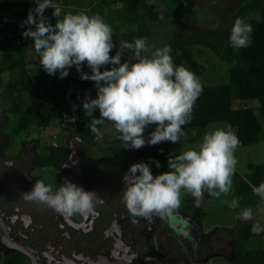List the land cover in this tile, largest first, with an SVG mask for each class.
Returning <instances> with one entry per match:
<instances>
[{"label":"clouds","instance_id":"clouds-1","mask_svg":"<svg viewBox=\"0 0 264 264\" xmlns=\"http://www.w3.org/2000/svg\"><path fill=\"white\" fill-rule=\"evenodd\" d=\"M47 8L54 9L55 25L44 15ZM59 17L61 8L52 0H36V7L29 10L23 22L27 28L22 36L34 40L39 63L49 75L59 71L60 78H64L70 67L75 65L80 71L81 65L87 62L91 74L81 72L80 78L94 81L97 88L96 98H86L83 102L85 115L91 117L87 125L91 131L100 137L102 133L97 125L111 122L124 147L140 149L146 143L143 135L146 126L154 124L148 144L178 142L183 136L182 126L190 121L194 103L203 88L187 67L174 66L170 46L152 51L145 39L138 38L134 44H124L134 49V60L122 62L120 51L110 55L116 48L112 29L99 15L89 17L68 12L62 19ZM252 31L250 23L236 18L229 37L233 48L249 46ZM104 65L112 67L101 71ZM97 110L99 117L94 115ZM238 145L239 139L232 131L215 128L204 134L198 150L189 148L174 157L170 155V170L166 172L154 176L147 163L132 164L123 176L122 200L126 209L134 217L151 221L154 215L165 218L179 209L181 189L197 201L205 191L217 198L229 193L237 163L234 150ZM253 191L264 200V182ZM22 195L25 200L45 204L65 215L90 212L94 203L100 202L97 192L85 191L67 178L55 192L51 185L36 180L33 189ZM224 203L235 209L238 199ZM252 218L250 207L242 209L241 221ZM251 230L259 234L262 228L257 222Z\"/></svg>","mask_w":264,"mask_h":264},{"label":"trees","instance_id":"trees-1","mask_svg":"<svg viewBox=\"0 0 264 264\" xmlns=\"http://www.w3.org/2000/svg\"><path fill=\"white\" fill-rule=\"evenodd\" d=\"M86 1L90 3L88 10L77 7L81 3L78 0H52V3L61 8V17L57 19H62L68 12L84 13L89 17L99 14L111 27L113 43L116 45L134 44L138 38L146 39L149 29L148 21L171 18L190 10L200 0H117L120 5L108 10L103 7L106 0ZM214 2L216 4L212 7L216 9V15L220 17V21L222 20L221 25L215 28L193 30L189 33L177 32L172 36L169 45L174 66L187 67L198 77L203 88L194 103L190 121L182 126L183 136L186 135L187 142L194 143L196 137L205 134L202 132L211 123H221L219 125L222 128L226 125L233 130L239 139V145L260 142L264 140V131L259 118L264 117V0H217ZM205 5L210 7L208 1ZM35 7L36 0H0V33L2 35L0 54L7 55V59L0 60V72L13 71L12 84L17 91H22L30 83L22 50L34 40L22 36V32L27 28L23 22L27 19L29 10ZM221 10H223L222 13ZM53 11L54 9L47 8L44 15L49 23L55 25L56 17L52 15ZM225 13L229 18L227 25H224ZM238 17L250 23L253 31L249 46L234 49L229 37L232 25ZM192 45L207 47L226 64L227 78L224 82L207 84L203 81L201 77L204 67L192 56ZM128 50L134 56V49ZM115 53L116 49L113 48L110 55ZM111 67L112 65H104L100 70L104 71ZM86 73L91 74L88 65ZM82 86L96 88L94 81H78L69 75L60 78V74H55L50 85L38 86L40 94L31 103L27 102L23 95H16L15 99L8 100L7 111L16 115V121L12 127L13 133L21 134L31 126L42 129L50 122L68 115L74 120L76 137L81 140L92 139L95 133L87 126L91 123V117L85 115L83 102L86 98L93 97L75 88ZM254 110L258 113L255 114ZM94 115L99 117V111L97 110ZM189 134L190 136H187ZM6 139L7 137L0 143V152L8 147ZM150 150L153 151L152 156L148 152ZM66 152L67 148L60 145L49 147L45 154H35L32 165L55 167ZM136 154L137 157H141V161L149 165L150 169L158 168L164 172L168 170L169 157H166L163 149L147 146L138 150ZM155 156L160 157L166 164L161 163L163 166L159 167L154 165ZM246 169L247 172L243 176L237 171L234 172L232 194L237 197L241 205L258 206L264 200L256 195L253 189L264 182V161L258 164L246 163ZM251 228L249 223L236 228V231L241 230L244 236L236 239L234 264H264V247L256 249L249 245L250 239L259 237L261 233L255 235ZM0 264L25 263L19 251H11L0 254Z\"/></svg>","mask_w":264,"mask_h":264},{"label":"rangeland","instance_id":"rangeland-1","mask_svg":"<svg viewBox=\"0 0 264 264\" xmlns=\"http://www.w3.org/2000/svg\"><path fill=\"white\" fill-rule=\"evenodd\" d=\"M79 3L77 7L88 10L89 4L86 0H78ZM200 1H202L200 3ZM196 3V5L188 11L176 14L173 17H169L164 20L159 21H148V34L145 39L148 47L154 51L157 48H162L165 45H170V41L172 36L177 32L189 33L193 30H202L203 28H215L218 25H221L220 17L216 15V9L212 7L216 3L214 1L217 0H200ZM206 1L209 2V6H206ZM214 2V3H213ZM120 3L117 0H106L103 4L105 10H108L111 7L119 6ZM223 10H221L222 13ZM99 15V14H97ZM100 16V15H99ZM225 24L229 23V18L227 17V13L224 14ZM0 33V38H1ZM34 41H30L27 46L22 50L24 60H25V68L28 76L30 77V83L24 87L22 91H17L13 84L12 79L14 78L13 71H4L0 72V143H2L7 137V148L0 152V158L4 161L5 164L9 165L12 161L17 158V155L21 152L23 143H31L33 149V158L35 154L43 155L47 152L49 147L55 146H63L67 147L74 140V122L67 115H63V117L59 120L52 121L48 124L47 127L42 129H37L35 126L29 127L21 134H14L12 131V127L16 121V115L11 114L7 111V101L15 99L16 95H23L27 102H32L39 94V85L47 86L52 83V78L54 75H49L43 67L39 63V56L34 50ZM116 51H120L122 54L121 61L124 60L133 61L134 56L130 53V51L124 47V43L116 44ZM192 56L196 61H198L203 67V81L207 84H216L224 82L227 78V66L224 64L218 57L207 47L192 45L191 46ZM142 55H150V53H143ZM7 59V55L0 54V60ZM87 62H84L81 65V70L77 71L75 65L68 69V75L72 78L83 81L81 77V72L86 73ZM56 74H60L57 71ZM77 91H82L84 94L90 95L93 98L97 96V89L87 88V87H75ZM254 104V103H251ZM244 105V104H243ZM236 106H238L236 104ZM255 107V105H254ZM254 113L257 114L258 111L254 110ZM262 129L264 131V117H259ZM111 124V123H110ZM108 122V125H110ZM221 123L213 124L211 123L209 127H207L202 134L208 132L209 130H213L215 128H222ZM105 125V124H104ZM156 125H147L144 131V139L146 141L145 145L148 144L147 141L150 139V134L154 131ZM223 129L233 130L224 126ZM208 130V131H207ZM102 136L98 138L97 149H106L109 150L112 156L119 155L123 148V143L118 139L119 133L116 132L114 126L107 127V129L102 130ZM186 136V135H185ZM185 136H180L178 142L173 143L171 141H161L156 145H151L153 149L158 148L163 149L166 157L175 156L183 153L189 148H193L198 150L199 145L202 143V139L204 135L201 137H196V141L194 143H189L185 139ZM187 136H190L187 135ZM95 147V148H96ZM126 148V147H125ZM126 150L133 151L135 149L130 146L126 148ZM152 156L153 151H148ZM234 156L236 158V167L235 171L239 173V175L243 176L246 172V163H261L264 161V140L248 145H238V147L234 150ZM32 158V161H33ZM153 158V157H152ZM143 162V160H134L132 159L131 165L134 163ZM159 162V166H163L161 163H165L160 159V157H156L153 159V164L157 165ZM78 165L82 169L81 158L73 161V165ZM156 168V167H155ZM168 170H170L168 168ZM166 170V171H168ZM153 175L161 174L164 171L158 168L155 170L151 169ZM154 171V172H153ZM71 172V169L64 168L61 164H58L55 167L45 168V167H34L33 165L27 170V176L34 183L36 180H42L45 185H51L53 191H57L60 185L64 182L67 177V174ZM83 175V171H82ZM71 175V181L75 184L79 183V178ZM84 176V175H83ZM70 180V179H69ZM185 196L186 200H190L193 197L186 190L181 189V193ZM235 197L232 194V188L229 193L221 194L219 198L215 196H209L205 199V204L199 208V214L202 219L203 229L206 230L208 227H212L213 225H224L231 227L235 224L236 227H240L244 223H249L252 227L253 223H259L262 231L259 237H255L250 239L249 243L250 247L260 248L264 247V201H261L258 206L256 205H241L238 201V206L233 209L230 208L227 204L224 203L225 200L231 202ZM251 208L253 212V218L249 221L243 222L239 219L240 213L242 209ZM70 217L74 221H79L81 219L80 213H74L70 215ZM236 227L232 228L235 229ZM238 229V228H237ZM252 229V228H251ZM236 231V230H235ZM238 239L244 236L241 230L235 232ZM259 233V234H260ZM256 235V233H254ZM1 241V239H0ZM248 245V244H247ZM24 257L25 264H32V260L20 252ZM0 254H4L0 251ZM216 256V257H215ZM213 255L211 257V262L215 259L216 264H226L223 258L217 257L218 255ZM213 257H215L213 259ZM230 261V260H229ZM215 264V263H214ZM229 264H234L233 261H230Z\"/></svg>","mask_w":264,"mask_h":264},{"label":"water","instance_id":"water-1","mask_svg":"<svg viewBox=\"0 0 264 264\" xmlns=\"http://www.w3.org/2000/svg\"><path fill=\"white\" fill-rule=\"evenodd\" d=\"M32 148L31 143H24L19 157L9 164V171L0 158V175H7L0 178V193L5 194L0 201V221L10 218L1 228V252H22L32 264H141L146 261L137 253L136 231L128 228L131 218L124 220L119 207H114L117 196L110 195L115 193L109 184L92 181L90 187L86 179L93 173L84 177L83 169L77 164L74 166L79 186L100 195V202L94 203L90 212L82 213L80 222L45 204L25 200L22 194L31 191L35 184L27 176V170L32 166ZM86 157L85 165L92 168L94 161ZM208 196L205 191L203 197L194 203L201 205ZM227 251H231V247L211 252L208 256L234 257V253L227 254Z\"/></svg>","mask_w":264,"mask_h":264},{"label":"flooded vegetation","instance_id":"flooded-vegetation-1","mask_svg":"<svg viewBox=\"0 0 264 264\" xmlns=\"http://www.w3.org/2000/svg\"><path fill=\"white\" fill-rule=\"evenodd\" d=\"M109 126L111 124L108 125V121H105L102 125H98V130L102 132ZM98 138L96 134L90 140H81L74 136L73 142L69 146H65L67 148L66 155L58 164L71 169V172L67 174L68 179L71 180V175L78 176L72 162L75 155L79 154L78 157L83 159L82 171L84 173L92 172L94 182L100 181L109 184L111 191L115 193L110 195L117 196L114 207H119L124 220L128 217L131 218L127 224L130 231L140 229L144 233L138 235L137 242H135L137 253L146 259L141 264H216L214 259L216 256L213 257L214 260L211 262L212 256L209 257L208 254L214 251H223L225 247H231V251H227V254L234 253V257L228 258L225 255H218L217 257L223 258L226 264L233 261L236 256L235 243L238 239L235 236V230L238 227H236V224L231 227L213 225L204 230L198 209L205 204V200L201 205L195 204L196 198L191 197L188 201L183 194H180V207L169 217L160 218L154 215L149 221L142 217L132 216L122 200L124 191L123 176L129 170L132 159L135 161L141 160V157H137V151L151 145L146 144L140 149L130 152L123 145L120 154L113 157L109 150L97 149ZM19 155L20 153L17 157ZM86 155L94 161L92 168L88 164H84V161L88 160ZM4 165L8 170L11 169L9 165L5 163ZM77 185L79 186V183ZM109 202L113 203L114 201L109 199ZM80 216L81 219L77 222L82 220V213H80ZM9 221V217L0 221V239H2L1 228ZM234 227L236 228L232 229Z\"/></svg>","mask_w":264,"mask_h":264},{"label":"bare ground","instance_id":"bare-ground-1","mask_svg":"<svg viewBox=\"0 0 264 264\" xmlns=\"http://www.w3.org/2000/svg\"><path fill=\"white\" fill-rule=\"evenodd\" d=\"M78 155H79V154H76V155H75V159H74V161L77 160V159H80V158H81V157H78ZM82 162H83V159H81V165H83ZM85 162H86V160L84 161V164H85ZM1 166H2V165H1ZM1 166H0V167H1ZM16 166H17V165H14V167H16ZM82 169H83V167H82ZM7 170H8V168H7ZM8 171H9V170H8ZM0 173H2V172H0ZM17 173H18V171H16V174H17ZM91 173H92V172H87V173H84V172H83V175H84V177H85V175H87V174H91ZM1 176H7V175H4V174H3V175H0V178H1ZM9 176H11V175H9ZM9 176H8V177H9ZM8 177H7V178H8ZM92 177H93V175H91V177H89L88 179H86V181L88 182V185H89L90 187H92V185H91V183H92V181H93V180H92ZM4 196H5V194H4L3 192L0 193V197H1V199H2ZM94 205H95V204H94ZM98 209H99V208H98ZM139 232H140V233H139ZM139 234H141V230H140V229H139L138 231H136V237H137Z\"/></svg>","mask_w":264,"mask_h":264},{"label":"built area","instance_id":"built-area-1","mask_svg":"<svg viewBox=\"0 0 264 264\" xmlns=\"http://www.w3.org/2000/svg\"><path fill=\"white\" fill-rule=\"evenodd\" d=\"M71 119V118H70Z\"/></svg>","mask_w":264,"mask_h":264}]
</instances>
